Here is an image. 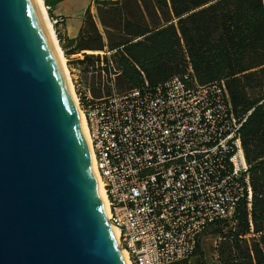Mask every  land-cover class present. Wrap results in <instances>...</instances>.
I'll use <instances>...</instances> for the list:
<instances>
[{
  "label": "built area",
  "instance_id": "2783aa9c",
  "mask_svg": "<svg viewBox=\"0 0 264 264\" xmlns=\"http://www.w3.org/2000/svg\"><path fill=\"white\" fill-rule=\"evenodd\" d=\"M100 66L111 92L93 98L84 87L82 110L118 245L129 264L189 258L211 224L233 223L241 199L251 205L240 137L250 110H233L223 80L199 84L177 74L117 92L114 61Z\"/></svg>",
  "mask_w": 264,
  "mask_h": 264
},
{
  "label": "water",
  "instance_id": "95a60500",
  "mask_svg": "<svg viewBox=\"0 0 264 264\" xmlns=\"http://www.w3.org/2000/svg\"><path fill=\"white\" fill-rule=\"evenodd\" d=\"M35 0H0V264H127Z\"/></svg>",
  "mask_w": 264,
  "mask_h": 264
},
{
  "label": "trees",
  "instance_id": "16d2710c",
  "mask_svg": "<svg viewBox=\"0 0 264 264\" xmlns=\"http://www.w3.org/2000/svg\"><path fill=\"white\" fill-rule=\"evenodd\" d=\"M97 5L102 30L88 7L76 38L61 34V21L54 25L66 55L115 51L121 88L139 86L143 78L155 85L177 74L199 84L223 80L233 110L240 115L250 110L240 137L251 205L248 209L241 199L233 223L218 220L209 228L220 235L218 264H264V0H102ZM101 60L107 57L83 52L71 62L93 73L100 71ZM79 99L84 102V96ZM203 252L198 243L192 254L198 264H204Z\"/></svg>",
  "mask_w": 264,
  "mask_h": 264
},
{
  "label": "rangeland",
  "instance_id": "374dc122",
  "mask_svg": "<svg viewBox=\"0 0 264 264\" xmlns=\"http://www.w3.org/2000/svg\"><path fill=\"white\" fill-rule=\"evenodd\" d=\"M71 1L70 6H74V7H83L85 6L87 0H61V4L62 6H67L68 3ZM97 1H102V0H94V2L92 3L90 0L89 6H87L89 8L90 14L93 16V18L95 19V21L98 22V26L99 29H101V25L99 24V21L97 19V7L99 5H97ZM111 1V0H110ZM45 5H50V9L47 11L48 12V16L49 19L51 20V16H54L51 4L49 2V0L44 1ZM59 28H61V26L58 25ZM54 28V25H53ZM99 52L97 53H88V54H93V55H99L101 58L102 56H106L107 59L110 58L112 61L113 59L115 60V56L114 53L115 51L109 50V53H106V51H108V49L105 47L104 50H98ZM83 54V51L81 52ZM87 53V52H84ZM66 61V66L69 69V75H70V79L72 82L73 86V91L77 96L78 99V104L82 109V101L79 99L80 96L84 95V87H90L91 91L93 90L94 92H91V95L93 98H97V97H101L103 95H107L111 92V86H109V75L108 73L105 71V73L103 74L101 71H94L93 73H82L81 71H77L78 68L81 69V67H83V65H78L77 64H73L71 62L70 56L66 55L65 52L63 53ZM83 58V56L81 57ZM100 63H104L103 60H101L100 62H98L96 65L100 66ZM116 80H117V76H114V90H116L117 92L126 90L128 88H121L118 87V85L116 84ZM78 92L81 93V95L78 94ZM95 93V94H93ZM220 240V235L211 232L210 228L208 227L199 237V244L201 246V249L203 252V258H204V264H218V255H217V246H218V242ZM199 260H198V256L197 254L192 255L188 258V261H186V264H198ZM183 264V263H182Z\"/></svg>",
  "mask_w": 264,
  "mask_h": 264
},
{
  "label": "bare ground",
  "instance_id": "6f19581e",
  "mask_svg": "<svg viewBox=\"0 0 264 264\" xmlns=\"http://www.w3.org/2000/svg\"><path fill=\"white\" fill-rule=\"evenodd\" d=\"M35 1L38 4L40 11H41L42 20H43V23H44L45 28H46V33L48 36L47 39L49 40L51 51L53 53L55 60L57 61L59 69L63 75V78H64L67 86H68L72 101H74L73 105H74L76 116L78 117V120L81 122V124L83 126L84 140H85V143L88 145V148L90 150V155H91V159H92V163H93L92 170H93V173L96 177V181H97V185H98V189H99V194H100L101 198L103 199V204H104L106 215H108V203H107L108 199H106V196L104 193V188H103V183H102L101 178L99 176V173L96 169L94 155L92 152L93 150L91 149L90 140L88 137L89 134L87 133V127H86V121H85L86 118H85L83 110L81 109V107L78 104L79 101L77 99V96L73 91L74 85H72L70 75L68 72L69 69L67 68L66 63H65L66 59L63 55L64 52H63V50L60 47V44L58 42L56 33L54 31V28H53L52 21L49 19L48 12H47L48 9H47V6L45 5L44 0H35ZM85 51L87 53L99 52L98 50H90V49H87ZM109 226L112 230L115 241L118 243V233H119L118 229L111 224ZM118 248H120L119 245H118ZM119 250H122L124 259H125L126 263L129 264L127 252L123 248H120Z\"/></svg>",
  "mask_w": 264,
  "mask_h": 264
},
{
  "label": "crops",
  "instance_id": "0c3cea01",
  "mask_svg": "<svg viewBox=\"0 0 264 264\" xmlns=\"http://www.w3.org/2000/svg\"><path fill=\"white\" fill-rule=\"evenodd\" d=\"M49 2L51 4L54 16L59 17L62 20L58 24L59 26H61V28L58 27L60 29L61 34L63 36H67L68 38H76L83 22V16L85 10L87 6H89L90 0H87L85 6L83 7L70 6L71 1L68 3L66 7L62 6V4L60 3L61 0H49ZM82 51L86 52L85 49H83L80 52H74L72 54H69L68 56L72 58L71 60L81 59V57L83 56V54L81 53ZM77 71H81L82 73H90V72H84L79 68Z\"/></svg>",
  "mask_w": 264,
  "mask_h": 264
}]
</instances>
